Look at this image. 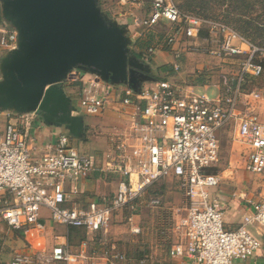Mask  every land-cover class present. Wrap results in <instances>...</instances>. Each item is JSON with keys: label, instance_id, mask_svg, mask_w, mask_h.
I'll return each mask as SVG.
<instances>
[{"label": "built area", "instance_id": "obj_1", "mask_svg": "<svg viewBox=\"0 0 264 264\" xmlns=\"http://www.w3.org/2000/svg\"><path fill=\"white\" fill-rule=\"evenodd\" d=\"M110 1L119 19H130L118 22L123 26L151 30L161 23L168 25L159 47L147 46L144 61H150L157 50L176 56L200 50L223 58L235 71L221 74L210 97L170 79H155L136 91L127 83L105 82L73 68L63 84L82 83L84 92L78 103L82 112L98 116L111 109L127 122L99 161L79 150L67 133H59L54 141L32 143L29 129L36 111L0 110V119L5 121L0 134V220L9 229L26 233L43 228L40 219L46 212L53 223L82 229L85 234L78 246L64 239L49 249L16 250L8 264H97L99 260L103 264H155L147 255L128 254L107 232L112 218L126 210L130 232L140 233L134 211L145 202L148 190L165 180H179L184 190L182 206L175 208L182 214L172 226L176 240L169 250L171 256H185L191 264L248 259L261 247L264 197L247 201L249 210L236 227L228 228L223 222L217 190L222 179L218 131L226 126L234 142L246 147V171L263 172L264 122L256 110L262 95L243 87L247 77L261 75L264 46L223 21L182 11L174 0ZM16 44L17 31L3 18L0 5V57ZM96 170L116 176V189L111 196L80 203L82 182ZM159 202L160 197L149 200V204Z\"/></svg>", "mask_w": 264, "mask_h": 264}, {"label": "rangeland", "instance_id": "obj_2", "mask_svg": "<svg viewBox=\"0 0 264 264\" xmlns=\"http://www.w3.org/2000/svg\"><path fill=\"white\" fill-rule=\"evenodd\" d=\"M179 8L184 12H190L196 15L206 16L211 19H219L220 21L229 23L238 31L245 29L243 26L245 21L253 24L247 28V34H242L250 38L252 42L264 43V0H174ZM101 10L105 12L107 17L117 22H130L128 17L119 19L115 14V4L110 0H99ZM144 8L143 11H145ZM127 28V34L130 38L129 48L131 52L138 53L139 58L148 63L151 67L150 75L154 79H170L171 81L181 86H188L190 90L198 93L205 92L210 97L215 92V85L219 83L222 73L230 74L235 71V68L227 66L223 58H216L207 53L197 51H189L179 56L166 52H155L150 61H144V54L148 45L153 44L159 47L163 34L166 33L168 25L161 23L155 29L145 30L141 28ZM133 34H140L132 36ZM203 34H206L203 32ZM200 44L198 47L204 46ZM161 53L163 58L156 57ZM1 55V54H0ZM156 57V58H155ZM264 61V60H263ZM174 64L179 66V69L174 70ZM160 65L166 66V70L160 69ZM81 73L87 72L85 69H80ZM1 78V75H0ZM150 81H145L141 85H148ZM208 86L205 90L204 86ZM66 85L63 84L65 89ZM68 89V88H67ZM65 89V90H67ZM247 91L255 90L264 96V70L262 74L253 79L249 83ZM66 93V92H65ZM70 98L72 108L75 109L81 118L84 125L83 134L81 137H75L69 133L66 127H63V133L71 136L72 143L85 153H91L95 157H100L103 150L108 148L109 139L116 130L122 126L118 122V114L113 110L108 109L101 116H87L82 113L78 103L80 100L79 93H71L67 91ZM40 115V114H37ZM36 115V116H37ZM35 119V118H34ZM4 123L0 119V134L4 129ZM230 134V135H229ZM218 141L220 145L219 171L222 174V180L217 190L224 193H232L236 191L246 192V198H240L241 205H248V200H258L264 196V172L260 175H251L243 168V159L239 156L238 151L233 145H236L233 140L231 130L225 126L218 131ZM238 145V144H237ZM236 145V146H237ZM99 177V174H94ZM102 177V186L106 189L108 195L112 194L113 178L109 176ZM104 181V182H103ZM160 197L159 204H149L150 198ZM235 197V196H233ZM145 202L141 203L134 211L133 221L141 227V232L138 234L131 233L129 225L126 221L128 212L123 210L121 214L115 215L110 222V231H108L111 240L116 239L121 247L134 257L148 255V249H138L133 247L142 240H147L151 243H158L162 238L169 242V237H172V226L175 219L180 214L181 210H175L182 206L184 201V190L179 180H165L158 182L152 186L144 196ZM174 208V211L172 210ZM223 206V211L225 210ZM41 223L49 226L50 222L40 220ZM223 222L224 218H223ZM23 233V231H21ZM20 233V232H19ZM21 233V234H22ZM74 228H69L70 243L76 244L75 240L82 238L83 234L76 233L74 236ZM30 239L37 241L36 233L32 230L23 234ZM17 238L7 230L6 225L0 220V260L8 259V254L11 253V248L18 245ZM167 244V243H166ZM38 245V241L35 243ZM161 248H164L162 245ZM148 250V251H147ZM97 264H102L99 260Z\"/></svg>", "mask_w": 264, "mask_h": 264}, {"label": "water", "instance_id": "obj_3", "mask_svg": "<svg viewBox=\"0 0 264 264\" xmlns=\"http://www.w3.org/2000/svg\"><path fill=\"white\" fill-rule=\"evenodd\" d=\"M17 31L16 48L0 57V110L36 111L49 124L81 137L63 82L73 68L139 91L155 80L129 48L127 28L107 17L98 0H0Z\"/></svg>", "mask_w": 264, "mask_h": 264}, {"label": "crops", "instance_id": "obj_4", "mask_svg": "<svg viewBox=\"0 0 264 264\" xmlns=\"http://www.w3.org/2000/svg\"><path fill=\"white\" fill-rule=\"evenodd\" d=\"M98 3H99V0H98ZM130 27H132V25L128 26V28H130ZM157 52L169 53L168 51H165V50H163V51L158 50ZM156 57H159L162 59L163 55L161 53H159L158 55H156ZM162 66H164V65H162ZM160 67H161V65H160ZM86 73H89V72H86ZM65 89H67V90H65ZM65 89L64 90H65L66 94H67V91L71 92V93L76 92V93H79V95H81L84 92V86L82 85V83H78V85H75V86H68ZM107 110H105L103 113H101L98 116H101ZM256 110H257V113L259 114L260 119L264 122V96L263 95H262L261 99L258 101ZM73 111L76 114L78 113L75 109H73ZM84 115H86V114H84ZM87 116H89V115H87ZM98 116H95V117H98ZM118 117H119L118 122L120 123V125L122 127L120 129L116 130V132H114L112 134V136L109 139V143H108L109 146L106 150H108L111 147L114 135L117 134L118 132L122 131L126 127L127 122H126L125 118L121 117V116H118ZM228 130H230V129L228 128ZM62 131H63L62 126H55L53 124H49L41 117V115H37V116H35V119L33 120L32 124H31V127L29 129V134H30L31 139L33 140L32 143L33 142L34 143H44L46 141L56 140L57 135L59 133H61ZM234 143H236V145L238 144L237 142H234ZM236 145H233L232 147H235L238 151L239 156L242 157L243 168L245 170L244 165H245V160H246L247 149L245 146H243L241 144H238L237 146ZM106 150H103L100 157H95L91 153H87V154L93 156L95 158V161H99L102 154L105 153ZM246 172H248V171H246ZM263 172H264V170H263ZM263 172H261L259 174H252V173H250V174L251 175H260ZM94 174H99V177H96ZM101 176H103V177L109 176V177L113 178V181L110 183H112L111 185L113 186L112 187V193L115 191L116 183H117V177L113 176V175H105V174L99 172L98 170H96V171L92 172L82 182V185L80 188L81 189L80 190V196L78 197V199H79L78 201L80 203H86V201L88 199L93 198V197L99 198L101 196H111L112 195V194L108 195L106 192V189L102 186V181H101L102 177ZM221 176H222V174H221ZM218 192L220 193L219 199L222 202V206L226 207L225 210L223 211V218H224L225 224L228 228H234L237 226L238 222L240 221L241 215L244 213V211L249 210L248 205H246V204L241 205V202H240V200H241L240 198H242L243 200L246 198V196H247L246 192L238 190V191H236V195H231V193H224V192H221L219 190H218ZM233 196H235V197H233ZM181 214L182 213H180V215ZM40 220H43V221L46 220L48 222L51 221L50 219L47 218L46 212L43 213V217ZM49 224H50L49 226H46L45 224H43L42 229L32 230L36 233L38 245H35V243L37 241L30 239L27 236L23 235V234H26L27 232L22 233L21 231L11 230L5 224L7 227V230L10 231L12 233V235H15V237L17 238L18 245L15 248L14 247L11 248L12 250H11V253L8 254V259L7 260L6 259L0 260V264H8V262L11 259V256L13 255V253L16 250H24V251L25 250H34V249H39L42 247L49 249L55 243L63 241L64 239H66L69 242V235H70L69 234V228L70 227H65L63 225L53 223L52 221ZM74 230H79L81 233H84V230L79 229V228H74ZM108 231H110V226H109ZM171 231H172V237H169L170 242H171L170 244H168L169 242H166L165 240H163V238H162V240L160 239L158 241V243L149 244L150 242H148V239H147V240H142L141 243L138 242L137 245L133 244V247H137L138 249H141V250L148 249L149 252H148L147 256L155 264H191L190 259L185 257V256L177 257V256H171L169 254V250L172 247V244L176 240V234L173 231V228ZM72 235L74 236L75 232ZM109 236L110 235H108V232H107V237L109 238ZM259 238L261 241V247L256 252L255 255H253V256L249 257L248 259H245V260H234L232 264H264V232H261V235H259ZM109 239H111V238H109ZM113 240L116 241V239H114V238H113ZM76 241H77V243L74 245L78 246L80 244V242L83 241V239L82 240H75L74 239V242H76ZM162 245L164 246V248H161ZM130 255H132V254L130 253ZM102 264H103V262H102Z\"/></svg>", "mask_w": 264, "mask_h": 264}, {"label": "trees", "instance_id": "obj_5", "mask_svg": "<svg viewBox=\"0 0 264 264\" xmlns=\"http://www.w3.org/2000/svg\"><path fill=\"white\" fill-rule=\"evenodd\" d=\"M179 7V6H178ZM201 16V15H200ZM203 17H206V16H203ZM207 18H209V17H207ZM213 19H215V18H213ZM219 20V19H218ZM224 23H226V22H224ZM227 25H229V26H231L232 28H234L236 31H238L235 27H233L232 25H230L229 23H226ZM253 24H251L250 22H247V21H245V23L243 24V26H245L246 28L245 29H240V31H238L240 34H247V33H245V32H247V28H249V27H251ZM246 37V36H245ZM249 40H251L250 38H248ZM252 41V40H251ZM253 43H255V42H253ZM257 45H261V46H264V43L263 44H260V43H256ZM137 57H139V54L138 53H134ZM264 58H261V59H259V61H260V63L262 64V72H263V70H264ZM160 69H162V70H166V66H161L160 67ZM262 74V73H261ZM158 79H160V78H158ZM253 79H255V78H253V77H247L246 78V83H245V85H244V87H243V89H248V86H249V83H251L252 82V80ZM78 83H80V82H77V83H74V84H72V85H70V86H75V85H78ZM70 228H73V227H70ZM74 232H75V234L76 233H80V234H83L82 236V238H80L79 237V239L78 240H82V239H84L85 238V235H84V233H81L79 230H74ZM70 236V235H69ZM69 243H70V240H69ZM71 245H72V243H71ZM74 245V244H73ZM75 246V245H74Z\"/></svg>", "mask_w": 264, "mask_h": 264}]
</instances>
